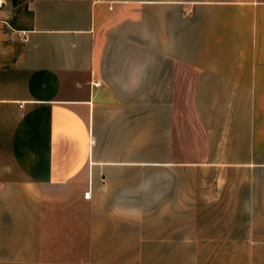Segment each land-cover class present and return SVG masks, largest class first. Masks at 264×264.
<instances>
[{"label": "crops", "instance_id": "crops-1", "mask_svg": "<svg viewBox=\"0 0 264 264\" xmlns=\"http://www.w3.org/2000/svg\"><path fill=\"white\" fill-rule=\"evenodd\" d=\"M0 264H264V0H0Z\"/></svg>", "mask_w": 264, "mask_h": 264}, {"label": "rangeland", "instance_id": "rangeland-1", "mask_svg": "<svg viewBox=\"0 0 264 264\" xmlns=\"http://www.w3.org/2000/svg\"><path fill=\"white\" fill-rule=\"evenodd\" d=\"M13 3H14V6H13V17H12V19H13V21H18V20H20L22 17H19V14H22V11H21V5H19L18 7L16 6V3L13 1ZM188 180V179H187ZM186 180V181H187ZM185 182V181H184ZM204 185V179L202 180V187H204L203 186ZM183 187H189L187 184H186V186H183Z\"/></svg>", "mask_w": 264, "mask_h": 264}, {"label": "built area", "instance_id": "built-area-1", "mask_svg": "<svg viewBox=\"0 0 264 264\" xmlns=\"http://www.w3.org/2000/svg\"><path fill=\"white\" fill-rule=\"evenodd\" d=\"M84 197H85V199H90V197H91V191L89 190L88 192H86L84 194Z\"/></svg>", "mask_w": 264, "mask_h": 264}]
</instances>
